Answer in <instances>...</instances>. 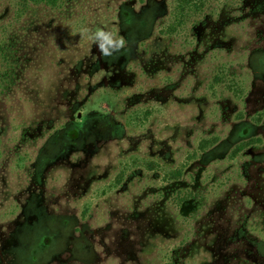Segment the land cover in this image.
<instances>
[{"label": "rangeland", "instance_id": "1", "mask_svg": "<svg viewBox=\"0 0 264 264\" xmlns=\"http://www.w3.org/2000/svg\"><path fill=\"white\" fill-rule=\"evenodd\" d=\"M49 1L0 0V264H264V0Z\"/></svg>", "mask_w": 264, "mask_h": 264}, {"label": "clouds", "instance_id": "2", "mask_svg": "<svg viewBox=\"0 0 264 264\" xmlns=\"http://www.w3.org/2000/svg\"><path fill=\"white\" fill-rule=\"evenodd\" d=\"M80 34L95 43L100 55L104 58L114 57L126 48L124 37H117L113 32L103 28L92 31L90 28L84 27L80 30Z\"/></svg>", "mask_w": 264, "mask_h": 264}, {"label": "trees", "instance_id": "3", "mask_svg": "<svg viewBox=\"0 0 264 264\" xmlns=\"http://www.w3.org/2000/svg\"><path fill=\"white\" fill-rule=\"evenodd\" d=\"M34 2H37V0H33ZM57 0H51L49 1L52 4H55ZM183 10V8H181ZM182 13V11H181ZM201 146H205V144H202ZM238 150H241L242 147H238ZM181 177V171H175V172H170L169 173V179L170 180H175V179H179Z\"/></svg>", "mask_w": 264, "mask_h": 264}]
</instances>
